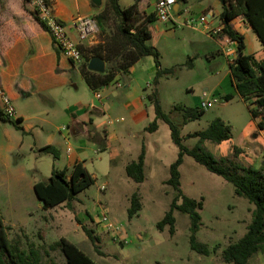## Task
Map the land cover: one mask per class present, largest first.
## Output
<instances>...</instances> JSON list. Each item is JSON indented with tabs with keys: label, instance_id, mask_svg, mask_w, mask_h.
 <instances>
[{
	"label": "rangeland",
	"instance_id": "rangeland-1",
	"mask_svg": "<svg viewBox=\"0 0 264 264\" xmlns=\"http://www.w3.org/2000/svg\"><path fill=\"white\" fill-rule=\"evenodd\" d=\"M217 1L180 2L181 9L186 11L183 18L199 17L209 8L218 11L221 7ZM70 2L66 0L68 5ZM132 2L121 0L125 7ZM153 3V0H142V12L137 24L153 13ZM91 7L93 13L88 17L96 18L105 10V0ZM20 9L28 15L32 12L26 0H0V22L9 24ZM103 16L104 34L113 35L117 18L110 12ZM231 24L232 28L242 30L246 54L263 58L262 45L255 34L249 28L243 29L241 23ZM152 27L153 37L149 45L159 52L161 67L174 70L172 75L160 78L156 85L159 101L163 112L180 127L183 144L189 149L193 148L198 139L187 136L206 130L215 118L230 123L233 128V144L239 143L247 133L252 134L253 121L245 103L238 95L229 102L224 100L226 95H232L231 82L227 79L226 87L219 85L225 75H229V66L236 53L223 58L215 52H209L211 49L216 50V47L202 28L194 30L185 26L178 27L163 24L157 19ZM168 28L171 34H167ZM101 35L100 31L96 40H101ZM211 55H216L215 60L209 59ZM190 59L192 67L188 68ZM154 67L151 57L143 58L133 73H122L108 87L97 91L101 99L95 98V92L89 90L78 76L73 81L76 88L60 84L50 91L49 97L44 93L29 100L13 102L14 110L26 119L23 128L31 127L26 133L0 121V205L3 207L7 236L11 242L18 239L22 250L28 251L31 248L38 251L40 264H67L58 248L49 249L60 238L75 244L97 264H222V249L242 235L241 228H236L235 223L241 213L239 210L231 213L227 206L240 205L241 202L254 206L245 198L236 196L231 184L208 172L189 156L183 157L179 167L180 190L190 199L203 198L204 209L200 212L201 226L196 238L208 246L210 255L202 256L190 250V221L187 215L174 212L173 235L169 233L168 227L163 232L156 228L175 196V192L165 182L169 178V166L177 158L178 148L171 141L170 131L163 121H157L158 130L155 133L146 131L155 117L153 107L146 99L147 115L143 113L135 121L123 106L130 93L132 98L144 99L154 90L155 74L150 72ZM51 81L56 83L54 79ZM117 84L121 87H117ZM202 102H211L213 106L205 110L200 120L183 126L182 113L175 110V106L200 107ZM80 106L87 110L79 118L80 121L88 123L91 118L97 124L103 123L107 131L116 134L117 138L112 143L114 148L109 147L100 152V144L90 137L91 126L79 137L69 134L68 126L71 122H65L68 111L74 109L73 113H77ZM94 108L105 111V114L92 115ZM12 120L16 121L15 118ZM47 145L56 148L58 159L52 154H38L36 148ZM142 146L147 149L145 180L137 184L127 177L124 165L137 159ZM230 146H227L228 150L233 151ZM202 147L232 162L255 168L264 166V155L260 157L258 151L250 157L244 155L239 162L234 153L227 157L220 156L227 149H217L215 143L206 142ZM239 150L238 155L247 154ZM76 161L84 165L94 177L95 183L79 193L70 206L63 203L55 208L43 209L34 191L30 187L25 189L26 185L22 195L9 194L10 182L18 175L26 176L28 181L33 177L34 182H46L53 169H71ZM35 166L38 171H35ZM136 192L141 196L142 209L139 215L129 219L127 210L130 197ZM101 217L108 219V226L100 224ZM80 224L99 239L96 243L98 251L87 239Z\"/></svg>",
	"mask_w": 264,
	"mask_h": 264
},
{
	"label": "trees",
	"instance_id": "trees-1",
	"mask_svg": "<svg viewBox=\"0 0 264 264\" xmlns=\"http://www.w3.org/2000/svg\"><path fill=\"white\" fill-rule=\"evenodd\" d=\"M140 1L134 0L131 6L124 8L119 0H105V10L94 18L102 37L97 44L89 47L81 46L84 62L80 66L84 82L92 92L96 93L108 87L115 80L117 74L128 73L139 60L145 57H151L154 62L156 69L154 86L157 85L160 78L174 73L173 69L161 68L159 52L147 44L153 36L151 25L156 21L154 13L147 15L140 24H137L140 17ZM26 2L28 4L27 0ZM218 2L221 7L220 35L225 40L236 44V57L229 66L231 79L251 118L257 122V128L264 131V57L258 59L254 54H244V37L231 25V22H236L248 26L261 43L264 54V0H218ZM91 6H94L92 2ZM106 12L112 13L118 20L115 33L110 36L104 34L103 30V15ZM29 14L41 30L47 33L46 26L40 21L36 12L32 10ZM2 26L3 24L0 22V27ZM10 44L11 39L0 34V52L6 51ZM92 58H98L106 64L103 73L88 69V62ZM187 67H192V59L187 63ZM232 98V95H226L224 100L229 102ZM147 99L153 107L155 117L146 131L155 133L158 130L157 121H163L170 131L171 141L178 148L177 158L169 166V178L165 182V185L175 192V196L163 219L156 224V228L163 232L168 227L169 233L173 235L175 231L174 212L185 214L190 221L188 240L190 250L202 256L210 255L208 246L196 238V233L201 226L200 212L204 207L203 198L200 200L190 199L180 190L179 167L183 162V157L189 156L208 172L231 184L236 196L245 198L254 206L246 233L237 241L230 242L221 251V259L225 264H248L253 256L264 253V166L255 168L229 161L227 158L217 159L202 147V144L206 142L220 144L231 140V127L220 118L211 121L206 130L188 135V138L198 139V143L191 149L187 148L183 144L184 138L181 136L180 127L163 112L157 91L154 90L148 94ZM175 110L182 113L183 126L200 120L205 113L200 107L175 106ZM0 121L23 131L19 126L22 122L20 118L14 122L0 111ZM99 146L100 152L105 151L103 145ZM40 152L52 154L55 159L59 158L56 148L50 145L41 148ZM239 152V149L233 148L235 157ZM145 156L146 148L142 146L137 159L125 166L127 177L137 184L143 183L145 180ZM94 183V177L84 165L81 162H75L71 169H53L48 180L35 183L33 190L37 200L44 202L43 209H51L63 203L70 206L79 193ZM141 200V196L137 192L130 197V207L127 210L129 219L134 218L141 211ZM80 226L87 239L98 251L96 243L99 239L94 237L92 231L88 230L86 226L81 224ZM55 248L61 251L67 264H97L66 238H60L49 246V249ZM0 264H40L38 251L31 248L28 251L22 250L21 242L18 239L13 242L8 239L7 227L3 223L1 213Z\"/></svg>",
	"mask_w": 264,
	"mask_h": 264
},
{
	"label": "crops",
	"instance_id": "crops-1",
	"mask_svg": "<svg viewBox=\"0 0 264 264\" xmlns=\"http://www.w3.org/2000/svg\"><path fill=\"white\" fill-rule=\"evenodd\" d=\"M49 1L51 2L53 6L56 17L59 20H61L69 28L72 39L77 40L76 35L71 31L72 23L76 18L88 17L89 15L93 13V9L91 7L92 1L91 0H71V2L69 3L70 5L66 3V0H49ZM119 2L121 4V0H119ZM180 2L187 4V0H185L184 2L182 0L179 1V3L177 4L178 9H181ZM133 3H134V0L129 6H131ZM141 3H142V0L139 3L140 12H142ZM217 3L218 5H220L218 1ZM218 5L216 4V6ZM77 12H80V14H77ZM220 13H221V8L218 11L217 10L214 11V9L209 8V9H205L204 14L202 15L207 14V15L213 16L215 20H211L210 23L214 28L216 26H220V21L218 18V14L220 15ZM217 20H218V23H216ZM1 21L3 22V20ZM8 23L9 24H6L5 22V24L3 23V26L0 27V34L1 35L3 34L4 36H7L9 39H11L10 47L3 53L0 52V86L4 89L8 97L11 99L12 103L19 101V100H29L32 97L40 96L41 94H44V93H47V96L49 97L50 91H52L54 87H57L60 84L63 87L67 85H72L73 87L76 88V85L74 84L73 81L77 80L78 76H80L82 80L84 81L81 75V72H80V66L82 64L80 66H76L72 62L67 60L55 48L49 34L41 30V28L35 23V21L31 17V15L26 14L22 9H20L18 14L14 16V18ZM154 23H152L151 25L152 29H153L152 26ZM237 24H240V23H237ZM244 28H248V26L244 25L243 29ZM168 30L169 31L167 32V34H171L172 31L170 30V28H168ZM234 30L240 33L241 35H243V32L240 28H238L237 30L236 29ZM206 37L210 39L213 45H215L216 47V50L211 51L212 50L211 49L209 50V52L211 53L215 52L217 53L218 56H221L223 58L227 56L225 54V50L227 49L234 50L236 53L235 43L230 42L229 44H225L223 38L220 36L217 38H209L206 35ZM150 40L147 42V44H149ZM99 41L100 39L96 42V44ZM244 41H245V38H244ZM84 46L89 47L92 45L85 44ZM245 51H246V44H245L244 54H246ZM246 55H251V54H246ZM210 58L215 60L216 55L215 56L211 55L209 59ZM92 59H90V61ZM141 61L142 59L139 60L129 70L128 73H133L136 65H138ZM103 66L105 70L106 64L104 62H103ZM150 72L155 74L156 72L155 67L151 68ZM121 74L122 73L117 74L115 80L118 79V77ZM51 79H54L56 83L52 82ZM227 79H228V82L230 81L232 84L230 85L229 83V85L232 87L231 94H232V97L234 98V96L238 94L235 90V86L231 79L230 70H229V75L228 74L225 75V77L220 81L219 85L223 84V86L226 87ZM158 84H159V81L157 83V86ZM157 86L154 87V90L156 91H157ZM77 88H78V85H77ZM131 95L132 94L130 93L127 100L123 103V106L129 112L133 121H135L140 116H142L143 113L147 115V106L144 103V100L146 99L148 101V99H147V96L144 99H142L141 97L132 98L130 97ZM148 104L152 106L149 101H148ZM83 107L80 106L79 108H77V113H73L74 109L68 111V118H66L65 122L67 121L71 122L70 126H68L69 134L72 128L77 127V131L73 132L74 135L73 134H70V135L71 136L73 135L74 137H79L80 135L85 133L87 128H90L88 126H91V129L89 130V132L91 133L90 137L91 139H94V142L96 141V143L103 145L105 147V150H107L109 147L114 148V146H112V143L117 138V136L114 132L107 131L103 123L97 124L91 118L89 119L88 123L79 120V118H82L87 113V110H85ZM15 114H16L15 119L20 118L22 120V122L19 124V126L23 130L22 132L26 133L28 132V130H31V127H29L30 129H24L22 126V124L26 120L25 117L21 115L20 113H17L16 111H15ZM91 114L95 116H98L101 114L103 115L105 114V111L101 109L97 110L96 108H94V112H92ZM252 121H253V127H254L253 133L252 134L247 133L245 137H243V139H241L239 143L233 144L234 138L232 134L231 140L222 142L220 144H216L217 149L218 148L227 149V151L223 152V154H220V156L227 157L229 155H232L233 151L231 149L228 150V147H227L228 145L231 144L230 147L244 150L247 153V154L241 153L240 155L237 156V160L239 162L242 161L244 155H247V157H250L249 155L253 156L255 152L257 153V151H258L257 154H259L260 157H263L264 155V131H260L257 128V122L255 120L252 119ZM228 124L231 127V132H232L233 131L232 126L230 125L229 122ZM143 129H145V127ZM43 147L36 148L38 151V154H43L40 152V149ZM206 150L210 152L212 155H214L217 159L219 158L218 154H216L214 151L209 150L207 148ZM36 160L37 158H35V163H36ZM126 165L127 163L124 166ZM35 171H38L36 166H35ZM10 183H11V186L9 187V190H8L9 194L10 195H13V194L22 195L24 191V185H26L25 189L30 187L31 191H34L33 187L35 183H37V181L34 182L33 177H31L30 181H28L26 176L18 175ZM2 209L3 207L0 205V213L3 218V223L5 225ZM227 209L231 213L236 210H239V212L241 213V215L236 217L237 219L235 220L236 228H241L242 230V235L237 238L238 240L246 233L247 226L249 225L251 221V212L254 208L250 205L245 204L244 202H241L240 205H237V204L228 205ZM243 213H245V215ZM222 264H225V263H222ZM248 264H264V253H259L253 256L249 260Z\"/></svg>",
	"mask_w": 264,
	"mask_h": 264
},
{
	"label": "built area",
	"instance_id": "built-area-1",
	"mask_svg": "<svg viewBox=\"0 0 264 264\" xmlns=\"http://www.w3.org/2000/svg\"><path fill=\"white\" fill-rule=\"evenodd\" d=\"M29 7L36 12L40 21L46 26L55 48L70 62L76 66H80L84 62L81 46L94 45L98 40L97 35L99 29L96 20L91 17L76 18L71 26V31L76 35L77 40H73L69 28L59 20L53 6L49 0H27ZM153 13L158 21L163 24H174L177 26H185L194 30L200 28L209 38L221 37L220 26L213 28L211 20H215L211 15H201L199 17L183 18L186 11L182 9L174 10V7L180 0H153ZM225 44H229V40L223 38ZM227 56L235 54L234 50H225ZM117 87H121L117 84ZM97 99H101L98 92L95 93ZM211 102H202L200 108L207 110L212 107ZM0 111L9 119L15 118V110L11 99L8 97L4 89L0 86ZM100 224L109 225L106 217L100 218Z\"/></svg>",
	"mask_w": 264,
	"mask_h": 264
},
{
	"label": "water",
	"instance_id": "water-1",
	"mask_svg": "<svg viewBox=\"0 0 264 264\" xmlns=\"http://www.w3.org/2000/svg\"><path fill=\"white\" fill-rule=\"evenodd\" d=\"M94 5H100V0H91ZM178 5L174 7V10L177 11ZM88 69L93 72L103 73L104 72V66L103 62L99 60L98 58L92 59L88 64ZM74 131H77V127L72 128L70 131V134H73ZM74 135V134H73ZM72 135V136H73ZM40 204L44 206V202L41 201Z\"/></svg>",
	"mask_w": 264,
	"mask_h": 264
}]
</instances>
